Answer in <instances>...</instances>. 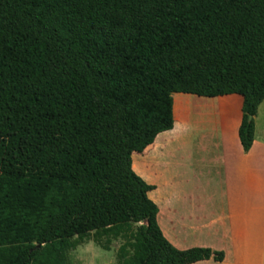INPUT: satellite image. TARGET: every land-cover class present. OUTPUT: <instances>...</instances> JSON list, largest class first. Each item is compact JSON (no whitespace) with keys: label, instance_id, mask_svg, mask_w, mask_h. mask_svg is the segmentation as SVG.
<instances>
[{"label":"trees","instance_id":"16d2710c","mask_svg":"<svg viewBox=\"0 0 264 264\" xmlns=\"http://www.w3.org/2000/svg\"><path fill=\"white\" fill-rule=\"evenodd\" d=\"M176 93L243 96L252 149L264 0H0L1 264H62L56 242L126 224L143 264L223 262L168 241L133 169L174 128Z\"/></svg>","mask_w":264,"mask_h":264},{"label":"crops","instance_id":"0c3cea01","mask_svg":"<svg viewBox=\"0 0 264 264\" xmlns=\"http://www.w3.org/2000/svg\"><path fill=\"white\" fill-rule=\"evenodd\" d=\"M243 104L237 94L176 93L174 128L158 135L144 153L133 154L134 171L155 188L149 197L168 241L181 251L225 253L223 262L196 264H264V101L248 153L239 138ZM127 225L93 236L106 251L119 240L115 260L106 264L144 263L148 251Z\"/></svg>","mask_w":264,"mask_h":264},{"label":"rangeland","instance_id":"374dc122","mask_svg":"<svg viewBox=\"0 0 264 264\" xmlns=\"http://www.w3.org/2000/svg\"><path fill=\"white\" fill-rule=\"evenodd\" d=\"M127 226H129L133 230L139 228V226L136 224H129ZM119 227L117 226L116 228H119ZM112 228L114 227H111L110 229ZM117 230L118 229H114V231H117ZM95 234H98V232H93L85 236H78V237H75L73 239L66 240V241L56 242L58 243V247H61V246L70 247L68 251L69 254H66L65 256L66 261L65 263L63 262L62 264H94L93 262H96L98 264H102L104 262L103 264H106L105 261L109 262L111 260H115V256H116L115 253H116V249H118V246H119V240L118 241L114 240L113 244L111 245V250L106 251L94 242L93 236ZM137 234H139L138 230H137ZM52 245L53 244L48 245V248H46L45 250L50 249L51 251L55 252V256L59 258V256L57 255L58 253L57 249L59 248L54 247L55 245L53 246ZM16 247L17 246L6 247L4 249L7 251L8 250L13 251L16 249ZM54 248L56 250H54Z\"/></svg>","mask_w":264,"mask_h":264},{"label":"water","instance_id":"95a60500","mask_svg":"<svg viewBox=\"0 0 264 264\" xmlns=\"http://www.w3.org/2000/svg\"><path fill=\"white\" fill-rule=\"evenodd\" d=\"M250 119H252V118L250 117Z\"/></svg>","mask_w":264,"mask_h":264}]
</instances>
